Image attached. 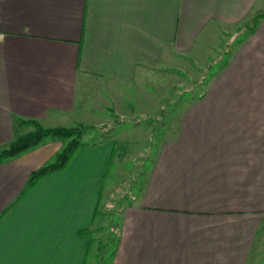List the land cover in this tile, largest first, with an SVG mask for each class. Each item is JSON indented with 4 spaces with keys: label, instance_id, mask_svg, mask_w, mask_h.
<instances>
[{
    "label": "crops",
    "instance_id": "crops-1",
    "mask_svg": "<svg viewBox=\"0 0 264 264\" xmlns=\"http://www.w3.org/2000/svg\"><path fill=\"white\" fill-rule=\"evenodd\" d=\"M263 12L264 0H0V149L32 129L19 118L111 125L116 110L152 113L142 92L140 108L132 96L142 83L159 86L144 79L150 70L204 61L222 32H247L206 85L215 106L184 112L177 138L175 122L155 132L166 131L107 241L95 229L127 178L115 174L114 130L32 186V172L66 142L49 138L1 160L0 264H107L106 254L108 264H262L264 17L250 26Z\"/></svg>",
    "mask_w": 264,
    "mask_h": 264
},
{
    "label": "rangeland",
    "instance_id": "rangeland-1",
    "mask_svg": "<svg viewBox=\"0 0 264 264\" xmlns=\"http://www.w3.org/2000/svg\"><path fill=\"white\" fill-rule=\"evenodd\" d=\"M232 33L233 31H229L222 32V34L219 36L216 35L217 37H220V42H218L219 48H212L211 51H209L210 55H208L204 61L191 58V60H189L188 63L184 66L180 61L174 62L175 67L173 70H167L166 68H154L150 70L148 74L144 76V79L152 81L156 78L159 82V86L154 84L152 90H150L149 88L144 89V84L142 83L140 84L141 88H139L138 91L134 92L132 96L135 98L136 102H138L137 107L140 108L141 105L139 104V97L140 93L142 92L144 105L150 107L152 113H147L145 108H141L142 112L137 115L133 113H125L121 110H116V113L115 111L111 113V115L114 117L111 125L88 124V126L95 127V129H90L83 138V141L88 143L98 142L99 140V142H102L101 140L103 138L108 139L109 136L112 135L114 130V133H116L115 136H118L117 155L115 157L114 168H116L117 165L118 167L117 169H115V174H120L123 172L125 173V175L127 174V178L125 180L121 178L122 183L116 182L115 186L118 185L119 189L112 193V203L109 205L110 209L101 216L100 221L102 219L103 220L100 224L103 226L95 229V237H103V240L107 241L105 235L107 234V232H111L110 228L112 227L113 222L117 218H119L118 210L122 207L124 200L127 199L126 204L134 203V201L130 198V196L133 195L130 191L131 186L135 183H137L136 185H139L138 183H140L141 181L139 179L140 172L143 166L146 167L145 164L149 165L148 156L152 154L153 143L162 142V137L160 135L164 136V134L166 133L165 130H162L157 136L155 132L161 127L163 128L164 126H170L175 122L174 138H177L178 132L176 129L179 130L178 121L184 112L188 110L193 111L198 107L215 106L213 95L214 92L212 90L210 93H207L205 91L206 85H210L214 78H211L214 72L218 70V68L225 62L226 59L228 60V57H230V55L232 54L241 37L245 39L247 38L246 32L244 35L242 34L240 37L236 36L234 40H231ZM217 54L218 56H216ZM263 55L264 54L262 53L261 56L263 57ZM212 56L216 57L213 58ZM208 66H211L213 70L204 73L206 67ZM252 78L253 74H250L247 78V84L249 86L253 85ZM139 81L140 83L142 82L141 79ZM163 82L167 83L163 84ZM115 86L118 93L127 94L125 87L121 88L118 84ZM132 91L134 90L131 89L130 92ZM254 101L257 102V100ZM96 102L101 103L102 100L96 98ZM194 102L195 104L192 106V103ZM163 112H167V114H162ZM150 114H152V116ZM193 117L195 119H198L199 116L197 115ZM155 120L158 121L159 127L153 126ZM77 125H79V123L66 126ZM221 125L227 126L225 122H220L219 126ZM213 126L214 124L208 121V129H213ZM120 128H123L124 130H119ZM150 133H152L151 137ZM202 133L205 135L206 130H204ZM147 136L149 137V139H147ZM156 136L157 139L155 140ZM62 141H64V139H61L57 142ZM151 142L153 143L151 144ZM130 148H134V156L131 155ZM119 161H123V163H119ZM112 174L113 172H110V179L112 178ZM134 193H136L137 196L139 195L138 188L134 189ZM99 235L101 237H99ZM248 239L249 236L244 237L243 244H246ZM104 255L105 254H103L102 256ZM105 256H107L106 263L108 264V262L110 261L109 254H106ZM262 264H264V261H262Z\"/></svg>",
    "mask_w": 264,
    "mask_h": 264
},
{
    "label": "trees",
    "instance_id": "trees-1",
    "mask_svg": "<svg viewBox=\"0 0 264 264\" xmlns=\"http://www.w3.org/2000/svg\"><path fill=\"white\" fill-rule=\"evenodd\" d=\"M262 17H264V12L256 15L250 29H254ZM212 70L211 66L205 69L206 73ZM18 124L20 126L32 127V129L18 134L6 147L0 149V161L15 157L49 138L64 139L63 142H66L61 151L51 161L32 172L28 182L29 186H32L36 181L48 175L66 169L76 152L81 147L89 145L88 142L83 141L85 134L90 129H95L94 126L84 124L46 127L39 120L25 118H19ZM105 139L103 138L101 141Z\"/></svg>",
    "mask_w": 264,
    "mask_h": 264
}]
</instances>
